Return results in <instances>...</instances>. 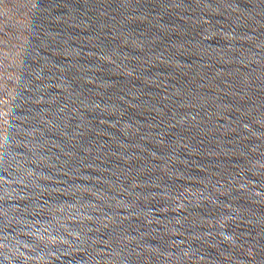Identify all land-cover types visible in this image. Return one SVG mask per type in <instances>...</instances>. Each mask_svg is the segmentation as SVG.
<instances>
[{
    "label": "water",
    "instance_id": "water-1",
    "mask_svg": "<svg viewBox=\"0 0 264 264\" xmlns=\"http://www.w3.org/2000/svg\"><path fill=\"white\" fill-rule=\"evenodd\" d=\"M0 264H264V0H0Z\"/></svg>",
    "mask_w": 264,
    "mask_h": 264
}]
</instances>
